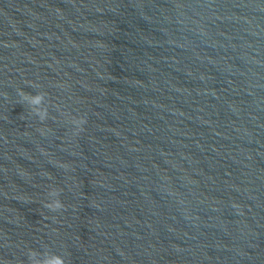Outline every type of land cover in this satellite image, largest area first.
I'll return each instance as SVG.
<instances>
[{"label":"clouds","instance_id":"1","mask_svg":"<svg viewBox=\"0 0 264 264\" xmlns=\"http://www.w3.org/2000/svg\"><path fill=\"white\" fill-rule=\"evenodd\" d=\"M18 95L21 97L22 102L27 103L31 110V114L38 117L39 121L44 122L48 119V107L45 103L46 93L38 92L35 95L31 93L24 92L23 90L18 91ZM69 115V123L72 127V135L78 136L85 130V125L87 124L86 116H71ZM43 133L44 129H40ZM62 189L55 186L50 187L47 192L48 200L44 203V207L53 213H57L65 209V204L59 198ZM55 220V217L52 218ZM28 264H67L65 258L62 255L56 254L50 250H45L43 252L30 249L28 252Z\"/></svg>","mask_w":264,"mask_h":264}]
</instances>
